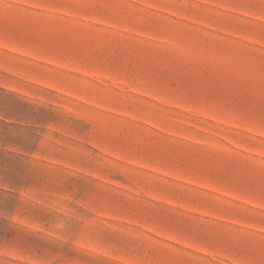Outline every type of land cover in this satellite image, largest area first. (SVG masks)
I'll list each match as a JSON object with an SVG mask.
<instances>
[{
  "label": "rangeland",
  "instance_id": "obj_1",
  "mask_svg": "<svg viewBox=\"0 0 264 264\" xmlns=\"http://www.w3.org/2000/svg\"><path fill=\"white\" fill-rule=\"evenodd\" d=\"M0 264H264V0H0Z\"/></svg>",
  "mask_w": 264,
  "mask_h": 264
}]
</instances>
